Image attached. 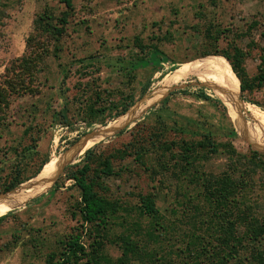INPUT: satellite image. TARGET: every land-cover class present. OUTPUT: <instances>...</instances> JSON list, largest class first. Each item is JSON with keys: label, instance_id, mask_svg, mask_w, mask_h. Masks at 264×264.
I'll use <instances>...</instances> for the list:
<instances>
[{"label": "rangeland", "instance_id": "obj_1", "mask_svg": "<svg viewBox=\"0 0 264 264\" xmlns=\"http://www.w3.org/2000/svg\"><path fill=\"white\" fill-rule=\"evenodd\" d=\"M72 1L74 7L61 39L56 42L47 34L40 38L48 51L41 54L43 60L37 81L30 84L29 90L12 94L0 113L2 181H8L19 170L21 177L31 176L44 160H49L46 167L52 164L48 172L39 176L40 180L38 177L24 187L27 193L13 199L0 214V217L7 215L0 222V264H47L48 255L61 250L60 241L82 232L76 207L79 189L68 179L67 170L83 164L89 148L63 166L55 183L42 189L48 175L96 130L124 116L137 115L167 74L183 63L201 58L207 47L205 32L209 25L227 29L217 42L218 51L222 52L234 41L247 54L242 67L248 82L252 83L262 63L264 0ZM65 9L62 0H0V82L6 78L15 59L40 52L38 36L32 47H27V39L36 34L39 15L47 12L59 17ZM137 35L146 44L156 43L175 66L164 62L159 67L131 69V64L140 58L151 59L150 49L135 46ZM56 47L60 50L56 51ZM208 48L216 53V48ZM220 52L211 55L223 56ZM97 92H102L104 100L97 106L105 105L106 110L96 114L91 125L87 107L96 99ZM206 94L215 99L212 89L196 75L181 78L168 90L166 102L164 98L148 106L135 119L115 128L93 145L94 167L102 155L126 148L134 152L123 159L114 158V174L103 176L102 186L98 187L101 195L130 209L114 215L113 224L107 228L108 239L101 253L113 262L123 254L118 238L130 235L139 242L140 253L143 249L153 252L154 257L141 260L133 255L129 264H160L157 258L161 257L165 262L170 259L174 264H186L185 254L179 250L183 244L191 240L203 241L212 249L221 246L224 238L221 225H226L227 212L234 211L228 221L237 220L241 202L229 210L208 200L201 187V174L207 172L220 177L227 172L232 175L237 157L231 156L222 143L231 142L238 152L249 154L264 141L262 135L249 134L262 133L253 124L264 128V122L240 118L238 113V124L223 102L205 99ZM127 95L134 97L130 108L139 106L138 111L131 113L129 108L124 116H115L123 108L120 103ZM240 95L245 103L255 104L264 111V85ZM112 102L119 103L118 107L113 109ZM28 128L30 132L26 133ZM204 133H211L212 140L221 144L219 152L206 153L207 158L194 162L190 170L184 169L171 153L160 150L165 141H197ZM73 144L77 145L71 148ZM174 150L181 152L180 146ZM136 153L142 154L145 164L135 160ZM235 171L234 176L238 177V170ZM0 193L4 192L0 190ZM148 193L156 198L160 211L157 217L142 216L137 211L140 194ZM5 195H0V205ZM40 196V200H34ZM259 198V205V200L250 202L259 212L255 215L263 220L264 193ZM235 224L238 231L235 235L240 236L245 228ZM151 226L161 234L159 242L148 239L146 231ZM89 235L85 226L82 240L86 244L91 240ZM246 244L234 263L241 258V264H255L252 256L264 255V235L258 244Z\"/></svg>", "mask_w": 264, "mask_h": 264}, {"label": "trees", "instance_id": "obj_2", "mask_svg": "<svg viewBox=\"0 0 264 264\" xmlns=\"http://www.w3.org/2000/svg\"><path fill=\"white\" fill-rule=\"evenodd\" d=\"M62 1L66 5V9L63 11L62 16L57 17L53 14L49 15L47 12L41 13L36 20V34L31 35L27 39V47L31 48L32 43L35 42L34 38L38 36L37 45L39 44L38 49L40 52L36 54L29 53L15 59L13 61V66H10L8 69L6 78L0 82V113L5 102L9 100L12 94H16L21 90H23V92L24 90H29L30 84L37 81L38 73L41 71L39 64L41 60H43L41 54L44 53V51H48L47 48L44 47L45 41L41 42L40 38L47 34L48 37L51 36L57 42L64 35L66 25L69 22V14L74 5L72 0ZM226 30L227 29L223 30L216 28V26L212 24L206 28L205 37L207 47L203 55L200 56V59L206 60V62L210 60L215 63L216 66L208 61L215 71L217 67L219 75L224 79L229 90L236 96L241 97L240 85L242 92L252 91L255 87L264 85V54L258 74L254 77L252 83L248 82L246 71L242 67L244 58L247 54L242 48L233 41L230 42L228 48L224 49L222 52L217 50V42ZM156 39L159 40V37ZM134 42L135 46L139 47L141 50L150 49L148 52H150L149 55L151 54V59L144 58L142 54L141 56L143 58H140L136 63H132L131 69L136 70L140 67L152 65L159 67L164 62H174L166 53L159 49L156 43L146 44L138 35L135 36ZM209 46L216 48V53L210 51L208 48ZM58 50H60V47H56V51ZM217 52H220V54L229 61L221 55H211L217 54ZM56 56H59L58 52ZM195 62L208 66L204 61L197 60ZM15 63L19 65H15ZM173 64L175 66V63ZM25 78H28L27 82L24 81ZM101 94L102 92H97L95 95L96 99L87 107L89 116L91 117L88 123L91 125L94 123L92 121L96 114L106 110L105 105L97 106V104L104 101ZM203 97L205 99L215 100L219 103L222 102L216 95L215 99L207 94L203 95ZM123 99L124 100L120 103L123 108L118 111L115 116L124 114L134 103V97L132 95H127ZM167 99L168 98H165L163 102H166ZM112 104H114L112 107L114 109V107H118L119 103L112 102ZM99 130H96V132ZM29 132L30 129L28 128L26 133ZM235 133V131H232L233 135H235ZM76 145L77 144H73L71 148ZM222 145L226 147L227 152L231 156L237 157L234 159L235 169L232 168V175L234 176L236 173L235 170H238V177L234 176V178L227 172L220 177H216L207 172L202 173L201 187L206 198L212 202H216L222 208L226 207L231 210L234 206L240 205L238 204L239 202H241V208L237 213V220L234 218V221H228V218L234 215V211L227 212L228 217L224 219L226 225H221V234L224 236V238L221 239V246L212 249V247L210 248L209 245L205 244L203 241L190 240L187 241L185 245L183 244L182 248H179V250L185 254L183 256L186 264H241V258H239L237 263H234V259L240 254V249L245 248L247 242L258 244L264 235V218L262 220L255 215V213L258 214L259 212H256L257 207L250 202L251 199H254L257 203L259 200V205L261 202L259 196L264 193V141L260 142L259 148L251 149L249 154L238 152L231 142L222 143ZM176 146H180V153L174 150ZM220 146L221 144L212 140L211 133H204L201 139L197 141L182 140L181 143L175 141L168 143V141H165L160 146V150H162L164 154H167V152L171 153L173 158H176L184 165V169L190 170L194 166V162L202 158H207V154L209 155V153L214 154L219 152ZM94 149L95 146L86 151L87 160H85L83 164H77L75 168L71 167L67 170V174L69 175L68 179H72L79 189V198L76 207L81 218V230L83 232L86 226L91 240L86 244L82 240V232L69 235L67 239L60 241L61 250L59 253L52 252L48 255L46 260L47 264H129L133 259V255L139 257L141 260L145 257H154L153 252L143 251V249H141L142 251L140 253L139 242L131 239L130 235L118 238V240L122 242L121 249L123 254L116 262H113L110 257L108 258L101 253L108 239L107 228H109V225L113 224L112 218L115 217L114 215H117L119 211L128 212L130 209L123 207L118 201L110 200L101 195L98 191V187L102 186L101 179L103 176L114 174V158L120 157L123 159L129 155H133L134 152L126 148L124 150L119 149L108 155H102V157L100 156L98 158L96 167H94ZM134 156L137 162L145 164L141 153H136ZM48 162L49 160L41 162L37 170L28 177H21V171L19 170L11 179L4 182L2 181L3 177L0 175V186L2 187L0 190L6 193L17 188L25 181L34 178ZM163 166L165 167V164ZM59 174L60 172L54 178L50 179L42 189L48 188L55 182ZM1 194L2 193H0V195ZM235 198L237 201H235ZM40 199L41 196L34 200L38 201ZM136 208L142 216L157 217L160 215L156 198L152 193L140 194V204ZM222 215L223 214H221V216ZM221 216L218 215L217 218L220 219ZM6 217L7 215L1 216L0 222ZM223 218L222 216V219ZM235 223H238L241 228H245L242 234L239 233L240 236L235 235V232L238 233ZM146 235L148 239L155 240L154 242H159L157 240H159L161 236V234L157 233L156 229H152V226L146 231ZM243 238H247V240L244 241ZM156 252L157 254L159 253L158 251ZM167 255H169V253ZM252 257L255 264H264V255L255 253ZM244 259L246 260L247 257ZM157 260L161 261L160 264H174L170 259L165 262L164 257L157 258Z\"/></svg>", "mask_w": 264, "mask_h": 264}, {"label": "bare ground", "instance_id": "obj_3", "mask_svg": "<svg viewBox=\"0 0 264 264\" xmlns=\"http://www.w3.org/2000/svg\"><path fill=\"white\" fill-rule=\"evenodd\" d=\"M202 60L200 58L194 59L190 62H186L178 66L174 71L167 74L162 79V84L149 96L147 97L142 106L141 109L138 111V107H132L126 111L123 116L127 112L134 113L138 111L137 115L133 117H125L120 119V121H117L116 123L109 124L108 126L100 129L96 133L92 134L90 137H88L85 141H83L81 144L77 145L70 153V158L58 163L56 166L53 167V171H51L50 175H48L47 182L54 178L62 169V167L67 163L70 162L76 157L78 154L83 153L88 148L95 145L98 141L103 139L104 136L111 133L115 128L121 127L128 123L130 120L135 119L138 115H140L148 106L153 105L157 103L158 101L164 99L167 96L168 90L175 85L178 80L181 78L187 77L188 75H196L200 81L204 82L207 86H209L212 89V92L222 100V102L225 104V106L228 109L229 114L231 117L238 123V113L240 118H250L253 121L256 122H264V111L261 110L258 106L255 104L249 103L241 100L240 97L233 94L230 90L224 79L219 75L217 67L216 71L215 69L210 66L208 63L205 62L206 65L196 63L195 61ZM213 63V62H212ZM215 66L216 64L213 63ZM139 105V103H138ZM250 119H247L250 121ZM245 120V119H244ZM239 124V123H238ZM254 127H256L260 132L262 133H249L245 129H243L246 133L253 134V135H262L264 136V128H260L257 124H253ZM241 127V126H240ZM49 164V163H48ZM46 165L43 167V169L32 179L25 181L21 185H19L17 188L13 189L10 192L5 193V199L4 202L0 205V214L3 213V211L8 207V205L12 202L13 199L17 198L22 193H27L24 189V187L28 186L30 183L34 182L41 174L44 172H48L50 168L52 167V164L48 165L46 168ZM52 170V169H51ZM45 177V176H44ZM40 180V177L38 178Z\"/></svg>", "mask_w": 264, "mask_h": 264}, {"label": "water", "instance_id": "obj_4", "mask_svg": "<svg viewBox=\"0 0 264 264\" xmlns=\"http://www.w3.org/2000/svg\"><path fill=\"white\" fill-rule=\"evenodd\" d=\"M240 92H242V90H241V85H240ZM109 134H110V133H109ZM107 135H108V134H107ZM62 169H63V167H62ZM62 169H61V171H62ZM61 171H60V172H61ZM59 175H60V174H59ZM58 177H59V176H58ZM58 177H57V179H58ZM31 179H32V178H31ZM57 179H56V181H57ZM56 181H55V182H56ZM55 182H54V183H55ZM11 191H12V190H11ZM9 192H10V191H9ZM6 193H7V192H6ZM2 194H5V193H2Z\"/></svg>", "mask_w": 264, "mask_h": 264}]
</instances>
